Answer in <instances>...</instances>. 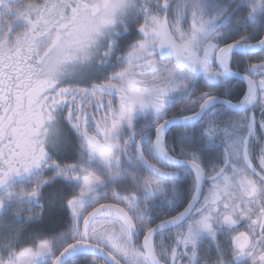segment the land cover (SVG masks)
Here are the masks:
<instances>
[{"label":"flooded vegetation","instance_id":"flooded-vegetation-1","mask_svg":"<svg viewBox=\"0 0 264 264\" xmlns=\"http://www.w3.org/2000/svg\"><path fill=\"white\" fill-rule=\"evenodd\" d=\"M208 14L204 15L205 20L210 18ZM203 24L207 28L208 23ZM235 32L238 33L225 29V25L211 29L198 38L194 47L189 39L184 42L177 39L173 49L160 48L145 57L164 56L160 66L150 63L149 69L143 62L135 66L140 75L156 74L152 82L163 84L155 98L160 102L155 105L146 102L148 113L134 120L126 153L140 164L135 149L141 141L146 159L170 173L165 179L147 170L151 179L150 184H145L147 190L141 191V197L130 198V208L125 207L134 218H129L120 251L94 241L92 233L97 230L90 224L86 240L102 246L122 264H264V65L253 68L264 63V49L249 54L232 53L225 60L224 70L243 75L252 86L225 73L217 63L220 48L233 42L254 44L262 38L264 27L252 42H248L250 37L245 34L241 38L226 37ZM249 34L253 36V31ZM1 64H5L3 68ZM10 67L11 64L0 59V264H46L47 252L36 255L39 250L36 246L15 244L16 237L28 233L30 221L38 216L39 192L32 208L29 196L14 200L9 195L14 190L27 189L28 183L21 180L20 172H25L30 161L32 165L40 163L43 151H35L22 133L26 124L22 115L30 114L37 104L36 101L30 106L27 100L38 90V83L28 72L32 67L18 71ZM159 72L166 79L158 80ZM233 106L241 109H232ZM195 116L199 118L194 122L166 129L158 145L157 130L163 122ZM181 160L193 161L202 169L206 179L201 192L197 191L200 182L196 173L179 164ZM211 177L216 178L208 180ZM192 202L185 220L158 232L150 246H144V236L153 225L177 216ZM74 221L78 241L82 222ZM147 253L152 254L151 258ZM33 254L34 258L29 260ZM48 255L54 260L58 254L53 256L50 248ZM70 261L108 264L100 257L86 254Z\"/></svg>","mask_w":264,"mask_h":264},{"label":"rangeland","instance_id":"rangeland-1","mask_svg":"<svg viewBox=\"0 0 264 264\" xmlns=\"http://www.w3.org/2000/svg\"><path fill=\"white\" fill-rule=\"evenodd\" d=\"M180 1L176 0L173 8L176 12L185 10L187 22H176L169 28L164 16L145 18L137 25L142 40L134 43L122 56L116 71L103 82L83 87L73 82L87 79L90 73L110 63V47L117 30L132 20L138 0H0V59H4L7 65L11 64L12 71L32 67L28 72L38 83V90L27 100L30 106L36 101L37 104L30 114L22 115V120L26 121L22 133L25 141L32 142L35 151H43L40 163L32 165L30 161L25 172H20L21 180L28 183L27 189L14 190L10 198L16 200L29 196L32 208L40 188L48 182L44 175L46 169L55 168L56 176L65 175L48 153V147L57 143L61 117L85 140L91 157L106 171H111L112 178H120V169L115 170V165L123 152L125 134L131 131L138 115L148 113L146 102L151 105L160 102L155 98L163 84L152 82L156 74L140 75L135 66L141 62L148 64L149 69L152 67L150 63L154 67L160 66L164 56L145 57L160 48L166 47V51L173 49L175 40L181 37L189 39L192 46L198 44V36L211 31L203 27L207 22L204 15L195 13L200 7L206 8L210 17L223 11L219 0L211 1L209 6L210 0H191L185 9H178ZM226 22L231 23L232 19L227 17ZM183 25L192 32H180ZM4 65L1 64L2 68ZM158 76L160 81L166 79L162 72ZM82 179L81 189L69 202L73 220L78 219L80 223L87 210L106 200L109 188L106 179L94 174ZM150 180L147 177L145 181L150 184ZM14 181L20 179L14 178ZM145 184L139 186L141 189L133 197H141ZM121 206L127 216L104 210L91 222L92 229L97 230L92 233L93 240L118 251L124 245L129 218H134L126 206ZM36 247L39 248L36 255L47 252L49 260L46 264H53V258L48 255L51 247L46 242H40ZM33 258L34 254L29 260Z\"/></svg>","mask_w":264,"mask_h":264},{"label":"trees","instance_id":"trees-1","mask_svg":"<svg viewBox=\"0 0 264 264\" xmlns=\"http://www.w3.org/2000/svg\"><path fill=\"white\" fill-rule=\"evenodd\" d=\"M190 1H180L181 4L177 8L185 9L190 4ZM211 1L214 0H210L208 6ZM219 1L222 2L221 8L223 11L207 19L206 23H208L207 28L209 30L225 25V29L238 31V33H231L230 35L232 36L226 37L241 38V35L245 34L247 37H250L248 42L256 40L261 35L264 27V0ZM175 2L176 0H138L135 7L137 12L134 13L132 20L123 27L126 30L123 32L122 28L117 30L118 34L110 47L112 48L110 63L90 73L87 79L74 81L73 83L89 87L94 83L97 84L109 78L118 68L119 60H121L122 56L127 54L134 43L137 44L142 40V36L138 33L137 25L145 18L147 19L151 16L162 18L164 16L169 24V28L176 22H187L184 18L185 10L181 12L174 10L173 5ZM197 10L195 13L201 16L210 13L206 8L202 7ZM258 12H262V16L258 15ZM252 13L255 14L253 18L250 17ZM227 17H230L233 23H227ZM221 19L225 21L223 24H221ZM186 27L183 25L180 28V32L185 33L187 31L191 33L192 30ZM252 31L253 36L249 34ZM198 38H201V35ZM179 40L184 42L185 37L183 39L181 37ZM58 126L60 129L57 143L49 146L48 152L56 165L62 168V172L65 175L62 177L56 176L54 174L55 168L46 171L48 182L39 190V199L36 206L38 216L30 221L27 228L28 233L25 235L21 233L15 239V244L20 246H36L40 242H46L51 247L53 256L59 254L68 244L76 240L75 221L71 216L69 202L77 196L81 189L82 178L89 174H94L106 179L109 182V188L105 195V201L129 207L130 198L136 196V191L141 189L139 185L147 183L145 180L147 177H150L149 172L126 153L127 149L125 146L130 141L128 139L129 133L125 134L127 137L123 144V152L119 158V163L115 165V170L120 169V178L114 179L110 176L111 171H106L98 161L91 157L90 152L86 149L85 140L76 134L64 118L61 117ZM138 168H140L139 171L141 173L137 171ZM146 190V186L142 188L143 192ZM67 264H71V261Z\"/></svg>","mask_w":264,"mask_h":264},{"label":"water","instance_id":"water-1","mask_svg":"<svg viewBox=\"0 0 264 264\" xmlns=\"http://www.w3.org/2000/svg\"><path fill=\"white\" fill-rule=\"evenodd\" d=\"M263 49H264V34L258 42L251 44V45H239V44L234 43V42L228 43L219 49V51L217 53V63L224 70L225 68L227 69L226 64H225V60H226V58H229V56L232 53L249 54V53L259 52ZM186 58L189 59L190 57L188 56ZM186 58L184 59L185 62H186ZM262 65H264V63H259V64L254 65L253 68L255 66H262ZM224 71H225V73L229 74L232 77L245 80L249 86H252L251 83L243 77V75H241L239 73H235V72H233V73L228 72L226 70H224ZM250 88L253 89V87H250ZM220 102L226 104L227 106H230V104L227 101L220 100ZM231 108L236 109V110L241 109L237 106H233ZM198 118H199L198 116H195L192 118H189V117L170 118V119L166 120L165 122H163L157 130L158 145L159 146L161 145V143H160L161 135L170 126H172V125H185L189 122H194V120H197ZM247 140H248V138H247ZM135 155H136L138 162L146 170H148L151 174L158 176V177H161V178H165V179L169 178V177H167V174H169L170 172H166V171L158 168L157 166H155L149 160L146 159V157L144 156V154L142 152L141 141H139V143L137 144V147L135 149ZM161 156L165 160H167L166 156L163 153L161 154ZM246 161H247V158H246ZM177 164H178V162H177ZM179 164L189 166L196 173L198 180L200 182L199 183L200 185L197 187V191L201 192L204 181L206 178H205V175H204L202 169L200 168V166L198 164H196L195 162L189 161V160H181V161H179ZM247 164L251 169H253L248 162H247ZM215 178L216 177H211V178H208V180H213ZM195 200H197V199L195 198L193 202H195ZM193 202L191 204H189L188 207L185 210H183L181 213H179L177 216H175L171 219H167V220L158 222L155 225H153L147 231V233L144 236V239H143L144 246L149 247L152 239L154 238V236L158 232L172 228V227L180 224L183 220H185V218L189 215L191 208L193 207ZM104 210H111V211H114L120 215L127 216L124 207H122L119 204H116L114 202H109V201L98 203L97 205H95L92 209H90L87 212L84 219L82 220V223H81V239L68 244L62 251H60V253L54 258L53 264H65L66 262L70 261L74 257L80 256V255H85V254L100 257V258L104 259L108 264H122L112 254H110L107 250H105L102 246L86 240L88 228H89L91 222L93 221L94 218H96L99 215L100 212H102ZM148 255L151 258L150 255H152V254H148Z\"/></svg>","mask_w":264,"mask_h":264}]
</instances>
